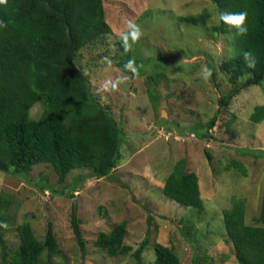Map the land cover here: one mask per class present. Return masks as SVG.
I'll return each instance as SVG.
<instances>
[{
    "label": "rangeland",
    "instance_id": "obj_1",
    "mask_svg": "<svg viewBox=\"0 0 264 264\" xmlns=\"http://www.w3.org/2000/svg\"><path fill=\"white\" fill-rule=\"evenodd\" d=\"M103 8L112 31L108 43L83 49L79 64L91 94L122 125L121 160L110 173L114 179L92 177L90 170L81 169L59 183L48 164L35 166L26 177L0 172V193H10L14 199L8 211L11 224L3 233L7 247H18L17 226L22 222L31 225L39 240L51 224L60 246L54 264H135L130 253L109 258L94 246L100 232L125 222L124 242L134 249L149 232L143 264H153L155 243L172 246L181 264H191L194 251L201 258L214 257L215 264H237L223 210L232 207L233 199H243L246 223L253 224L259 216L264 194V120L254 124L249 116L256 106L264 105V84L242 90L219 109L218 100L230 86L218 65L230 54L231 45L225 36L211 31L219 22L211 0H103ZM204 10L211 15L206 25L179 22V17ZM129 21L140 29L137 44H132L133 58L142 55L135 65L139 71L157 73V65L163 74L178 70L167 73L170 80L159 82L157 106L142 77L123 73L110 60V40L131 31ZM208 70L211 75L205 78ZM41 110V103H36L31 117ZM216 113L210 139L191 135V127L208 123ZM180 159L186 162V172L198 177L204 204L200 214L163 195L164 181ZM231 163L241 164L243 171ZM83 174L90 177L77 184L73 196L50 191L72 190L75 178ZM74 202L82 220L84 254L70 223Z\"/></svg>",
    "mask_w": 264,
    "mask_h": 264
},
{
    "label": "trees",
    "instance_id": "obj_2",
    "mask_svg": "<svg viewBox=\"0 0 264 264\" xmlns=\"http://www.w3.org/2000/svg\"><path fill=\"white\" fill-rule=\"evenodd\" d=\"M211 2L219 21L211 31L225 36L231 45L230 54L218 65L230 86L218 100L221 109L242 90L264 84V0ZM241 11L247 13L245 23L248 30L245 34H238L234 25L219 19L221 12ZM210 17V13L204 10L179 17V22L206 25ZM111 33L105 22L103 0H0L1 173L26 177L35 166L48 164L59 183H63L70 172L81 169L90 170L92 177L114 179L110 173L121 160L122 125L91 94L89 80L79 64L83 49L108 43L107 37ZM124 35L113 42L110 40V60L123 73L142 77L149 98L157 106L159 82L170 80L167 73H177L178 70L167 69L163 74L157 65V73L140 72L135 65H139L142 55L138 59L132 56V44H137L139 38L133 41L129 35L124 40ZM244 51L253 53L254 68L247 67ZM145 58L150 60V57ZM132 68L136 71L133 72ZM211 71L213 76V69ZM36 103H41L42 110L34 118L30 111ZM217 113L208 123L191 127V135L199 140L210 139ZM249 119L254 124L261 123L264 105L256 106ZM231 164L235 170L244 169L239 163ZM185 168L184 159L175 163L164 181L162 192L166 198L200 214L204 211V204L199 180L195 173L186 172ZM90 176H77L68 192L52 188L50 191L71 197L77 184ZM13 200L12 194L0 193V264H54L60 246L51 224H47L44 236L39 240L31 225L22 222L17 226L18 247L15 250L7 247L3 233L11 224L8 211ZM77 209L74 202L70 223L84 254L82 220ZM223 223L236 263L264 264V194L259 216L253 224L246 223L243 199H233L232 207L223 210ZM125 235L126 223H118L109 232H100L94 246L109 258L130 253L135 264H143L149 232L135 249L124 242ZM153 250V264H181L172 246L155 243ZM191 264H215V259L211 256L201 258L194 251Z\"/></svg>",
    "mask_w": 264,
    "mask_h": 264
},
{
    "label": "clouds",
    "instance_id": "obj_3",
    "mask_svg": "<svg viewBox=\"0 0 264 264\" xmlns=\"http://www.w3.org/2000/svg\"><path fill=\"white\" fill-rule=\"evenodd\" d=\"M247 13L246 12H221L219 14V19L224 21L225 23L231 24L235 26V30L238 34H245L247 33V25L245 23ZM129 27L131 31L124 35V40L128 39L130 35L133 40H136L140 36V29L137 25L129 21ZM244 61L249 68H254L256 64L255 57L251 51H244L243 52ZM132 62L129 61V66H131ZM132 71L135 72L136 68H132ZM211 75V71L208 70L205 73V78ZM107 87V85H105ZM6 226V225H5Z\"/></svg>",
    "mask_w": 264,
    "mask_h": 264
},
{
    "label": "water",
    "instance_id": "obj_4",
    "mask_svg": "<svg viewBox=\"0 0 264 264\" xmlns=\"http://www.w3.org/2000/svg\"><path fill=\"white\" fill-rule=\"evenodd\" d=\"M165 104H166V101H163V103H162V107H164V106H165Z\"/></svg>",
    "mask_w": 264,
    "mask_h": 264
}]
</instances>
